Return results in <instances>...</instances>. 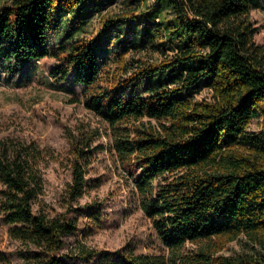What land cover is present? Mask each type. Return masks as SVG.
I'll use <instances>...</instances> for the list:
<instances>
[{"label": "trees", "instance_id": "1", "mask_svg": "<svg viewBox=\"0 0 264 264\" xmlns=\"http://www.w3.org/2000/svg\"><path fill=\"white\" fill-rule=\"evenodd\" d=\"M89 1L2 5L0 66L13 74L51 57L54 82L72 75L83 86L84 106L109 124L113 147L163 249L78 247L71 255L86 261L100 255L103 264H264V252L217 253L240 234L264 245V40L254 43L257 28L249 19L259 0H155L160 6L148 4L147 12L164 27L161 39L172 40L173 55L160 63L133 59L140 63L131 67L120 55L118 70L129 75L115 72L107 80L98 63L102 37L133 14L106 18L96 35L84 36L74 19L63 18L77 16ZM144 78L146 93L136 91ZM199 85L212 91L211 100L183 92ZM144 117L158 121L159 129L144 127ZM255 118L261 119L257 134L248 131ZM68 140L70 203L85 190L90 143ZM40 154L34 141L0 137V216L24 246L23 264H67L59 250L77 223L66 213L34 209L42 190Z\"/></svg>", "mask_w": 264, "mask_h": 264}, {"label": "rangeland", "instance_id": "2", "mask_svg": "<svg viewBox=\"0 0 264 264\" xmlns=\"http://www.w3.org/2000/svg\"><path fill=\"white\" fill-rule=\"evenodd\" d=\"M9 1L0 0V7ZM148 4L153 8L160 6L155 0H93L87 2L77 16L71 14L63 18L74 19L73 26L84 30L80 34L90 36L96 35L104 19L132 12L133 17L113 26L102 37L98 63L103 79L107 80V76L115 72L129 75L130 71L118 70L120 55L131 63L130 67L140 63L133 59H140L141 64L160 63L173 55L172 40L161 39L164 27L157 18L151 20ZM162 12L170 15L168 8ZM249 19L257 28L253 41L261 44L264 40V0L252 5ZM66 28L64 24L63 30ZM59 39L56 37V42ZM55 63L51 57L34 59L13 74L0 66V137L26 143L34 141L41 149L37 167L42 177V190L34 201V209L48 216L66 213L77 223L76 230L64 237L65 243L59 250L62 259L67 264L105 263L100 255L88 261L72 256L71 252L78 247L114 251L129 244L137 252L161 251L163 247L140 206L134 182L113 147L109 124L84 106L83 86L76 83L72 75L60 82L51 79L49 71ZM147 86L144 78L135 90L146 93ZM183 92L193 95L194 100L212 99V91L204 85ZM142 121L146 128L160 127L154 119L144 117ZM260 128L261 119L255 118L248 131L257 134ZM69 136L87 139L90 143L84 164L86 187L83 194L70 203L66 195L71 180ZM23 249L20 241L9 235L8 226L0 216V264H23ZM260 252H264L263 244L240 234L224 241L217 253Z\"/></svg>", "mask_w": 264, "mask_h": 264}]
</instances>
